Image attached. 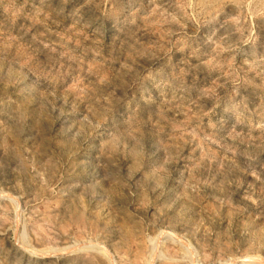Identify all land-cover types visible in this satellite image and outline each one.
<instances>
[{"label": "rangeland", "instance_id": "374dc122", "mask_svg": "<svg viewBox=\"0 0 264 264\" xmlns=\"http://www.w3.org/2000/svg\"><path fill=\"white\" fill-rule=\"evenodd\" d=\"M0 264H264V0H0Z\"/></svg>", "mask_w": 264, "mask_h": 264}]
</instances>
